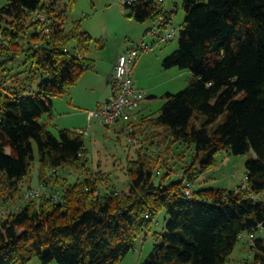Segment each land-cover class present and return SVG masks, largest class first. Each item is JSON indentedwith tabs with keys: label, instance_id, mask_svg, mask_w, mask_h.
Instances as JSON below:
<instances>
[{
	"label": "trees",
	"instance_id": "16d2710c",
	"mask_svg": "<svg viewBox=\"0 0 264 264\" xmlns=\"http://www.w3.org/2000/svg\"><path fill=\"white\" fill-rule=\"evenodd\" d=\"M6 1L0 6V206L35 184L45 190L0 218V264L32 256L43 264H116L147 237L162 210L168 221L143 264H225L240 235L249 233L255 238L244 248L253 264H264V239L256 235L264 222V0H181L178 47L162 68L188 69L193 78L164 95L157 112L137 111L128 122L138 140L125 150L127 192L114 187L111 173L89 169L83 133L63 129L56 138L47 129L51 98L94 66L91 36L79 21L65 29L64 0ZM164 3L124 6L138 22L161 16L163 28L173 26ZM222 150L251 153L244 180L233 190L204 188L200 174ZM64 170L83 177L71 182Z\"/></svg>",
	"mask_w": 264,
	"mask_h": 264
},
{
	"label": "rangeland",
	"instance_id": "374dc122",
	"mask_svg": "<svg viewBox=\"0 0 264 264\" xmlns=\"http://www.w3.org/2000/svg\"><path fill=\"white\" fill-rule=\"evenodd\" d=\"M6 3V0H0V6ZM59 4L61 9L65 8V29L69 30L72 22L79 21L81 31L91 36L92 43L89 49V57L93 59V67H96V65H106L108 58L114 50H118L119 45L122 46V50H126L144 42L148 46H153V49L148 52L149 54H163L161 51L165 52V50L170 49L169 53L161 61L178 47L180 38L179 26L182 25L184 20L181 0H165L163 8L167 12H173V26L169 24L158 30L155 27L157 23L155 21L149 19L144 22H138L134 18L128 17L129 9L125 8L122 0H74L71 7L65 6L66 0ZM172 27L178 29L175 36L169 42L163 41L162 38L166 37ZM147 54L144 53L139 58L147 56ZM132 74V78L134 77L135 79V73L132 72ZM138 77L143 84L153 85V91L155 92L152 95L149 93V96L155 98L146 100L140 112L142 114H154L163 105L164 95L176 94L183 90L190 84L193 75L188 69H179L177 67L164 70L162 63L160 69L155 66L154 60H150L142 70H139ZM67 99L68 94L66 92L60 96L51 98V117L46 120L48 131L56 138H58V131L63 129L81 131L85 136L84 146L87 151L86 158L89 169L94 172L100 168L103 171L111 173L114 187L125 192L128 191L126 178L122 169L125 163V150L128 149L127 137L107 131L101 125L94 123V121H92L89 127L87 121L85 122L79 116L71 114L73 108L66 101ZM53 102L54 105L52 104ZM33 149L37 158L35 144H33ZM250 156L251 153L233 155L228 150L216 153L214 157L216 165L202 171L200 174L199 181L201 185L204 188L217 190L235 189L244 180L245 162ZM36 163L37 160L35 159V165ZM36 173L37 167L35 166L33 169L34 180L37 178ZM62 174L68 176L71 182L76 181L79 178L78 176L83 177L69 170L62 171ZM167 221L168 216L166 212L160 211L154 217L152 230L148 233L146 241L143 244L138 243L136 249L130 251L126 258L122 259L123 262L121 260L117 264H143L153 249L156 235L158 237L162 233ZM239 241L225 264H253L250 259L248 263L245 261L250 256L249 250L242 246V241H244L245 247H248L246 246V236L243 235ZM23 264L43 263L38 256H32ZM48 264H57V262L51 261Z\"/></svg>",
	"mask_w": 264,
	"mask_h": 264
},
{
	"label": "built area",
	"instance_id": "2783aa9c",
	"mask_svg": "<svg viewBox=\"0 0 264 264\" xmlns=\"http://www.w3.org/2000/svg\"><path fill=\"white\" fill-rule=\"evenodd\" d=\"M135 1L136 0H122V4L130 5ZM158 1L162 3L164 0ZM34 15L41 20H45L44 15L39 13H35ZM162 19L161 16L157 18L155 26L157 30ZM176 32L177 29L172 28L162 40L165 42L171 41ZM152 49L153 46H148L144 42H141L119 55L114 65V73L109 80V85L112 90L111 99L88 113V120H96L97 123L107 131L113 132L115 126H120L121 134L127 137V145H135L137 143L138 134L133 132V128L128 125V122L133 118L132 114L139 109L141 102L147 98V94L144 90L136 89L134 86L132 67L141 54L147 53ZM44 190L45 188L39 185L23 191L20 197L12 203L0 206V218L16 213L29 200L42 196ZM183 191L185 198L191 201V188L186 185ZM259 196L264 198V194H260ZM53 197L55 200L59 199L58 195H54ZM256 231V233L264 239V222L257 225ZM242 237L243 235H240V239H242ZM254 238L255 234L249 233L246 236V246L250 247Z\"/></svg>",
	"mask_w": 264,
	"mask_h": 264
},
{
	"label": "crops",
	"instance_id": "0c3cea01",
	"mask_svg": "<svg viewBox=\"0 0 264 264\" xmlns=\"http://www.w3.org/2000/svg\"><path fill=\"white\" fill-rule=\"evenodd\" d=\"M127 50L128 49L122 50V46L119 45L118 50H114L112 55L108 58L106 65H104V66L103 65H96V67H93L94 69L92 68V69H89L87 71H84L80 75V77L78 78L77 83L75 85L71 86L66 92V94H68V99L66 101L69 102L70 106L73 108V112H71V114L73 116H79L80 119L84 120L85 122L87 121L89 123V127L92 124V121H94V123H96V124H98V123L96 120H91V122H89L88 118H87L88 113L90 111L94 110L97 106H99V105L105 103L106 101L110 100L112 97V90H111V87L109 85V80L114 73V65L116 63L118 56ZM168 51H170V49L165 50V52L161 51V53H163V54H160V53L159 54H149L147 52L148 54L145 53V54H147V56H144L141 58L138 57L137 60L135 61V64L132 67V72L135 73V79L133 77L134 86H135V88L140 89V90H144V91H146V93H148L147 98L140 105V108L138 111L142 110V105L145 103L146 100H150L151 98H155L153 96H149V93H150V95L155 93L153 91L154 86L143 84L141 82L140 78L138 77V72H139V70H142L145 67V65L148 63V61H150V60H154L155 66H157L158 68L161 69V63H162L161 60L167 53H169ZM89 54H90V52H89ZM90 59L93 60L92 58H90ZM171 70H173V69H171ZM167 72H170V71H167ZM132 76H133V74H132ZM52 104L54 105V102ZM136 112H134L132 114L133 120L137 119L138 114H137V116L134 115ZM139 113L141 114V112H139ZM45 119L47 120V116L45 117ZM79 132H81V131H79ZM113 133H117V134L122 135L121 130H120V126L119 127L115 126ZM128 148H130V146H128ZM199 182L200 181L198 180V183ZM147 237H148V235H147ZM147 237L144 238V235H142L139 243L143 244L146 241ZM136 246L133 249V251L136 249ZM242 246H243V248L245 247L244 241H242ZM126 256L124 258H126ZM124 258H123V260H124ZM250 258H251V255L249 256L248 259H250ZM123 260L121 262H123ZM245 261H247V260H245ZM120 264H122V263H120Z\"/></svg>",
	"mask_w": 264,
	"mask_h": 264
},
{
	"label": "clouds",
	"instance_id": "9594fccd",
	"mask_svg": "<svg viewBox=\"0 0 264 264\" xmlns=\"http://www.w3.org/2000/svg\"><path fill=\"white\" fill-rule=\"evenodd\" d=\"M158 29H159V28H158ZM141 55H142V54H141ZM133 83H134V82H133ZM145 92H146V91H145ZM146 94H147V93H146ZM144 100H145V99H144ZM144 100H143V101H144ZM143 101H142V102H143ZM142 102H141V103H142ZM140 105H141V104H140ZM139 108H140V107H139ZM138 110H139V109H138ZM138 110H137V111H138ZM92 111H93V110H92ZM90 112H91V111H90ZM135 112H136V111H135ZM87 118H88V116H87ZM88 121L91 122L90 120H88ZM137 134H138V133H137ZM127 146H133V145H127ZM39 185L41 186V184H38V185H36V186H34V187H37V186H39ZM42 186H43V185H42ZM34 187H32V188H34ZM26 190H27V189H26ZM24 191H25V190H24ZM126 192H127V191H126ZM21 194H22V193H21Z\"/></svg>",
	"mask_w": 264,
	"mask_h": 264
}]
</instances>
